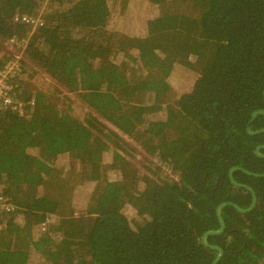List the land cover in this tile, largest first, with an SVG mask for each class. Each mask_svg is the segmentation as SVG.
I'll use <instances>...</instances> for the list:
<instances>
[{
  "label": "trees",
  "instance_id": "16d2710c",
  "mask_svg": "<svg viewBox=\"0 0 264 264\" xmlns=\"http://www.w3.org/2000/svg\"><path fill=\"white\" fill-rule=\"evenodd\" d=\"M204 2L0 0V71L19 50L81 88L84 105L72 109L23 65V82L10 84L23 116L0 107L7 264L215 260L200 240L219 230L216 208L252 201L228 171L264 174L253 154L264 133H246L264 130L260 115L249 124L264 111V0ZM128 141L156 172L126 161L137 153ZM232 178L256 205L223 208L224 233L207 244L222 249L218 264H264V178Z\"/></svg>",
  "mask_w": 264,
  "mask_h": 264
},
{
  "label": "rangeland",
  "instance_id": "374dc122",
  "mask_svg": "<svg viewBox=\"0 0 264 264\" xmlns=\"http://www.w3.org/2000/svg\"><path fill=\"white\" fill-rule=\"evenodd\" d=\"M194 1H196V2L199 1V3H197V4L199 5L200 9L206 8V3L205 2L201 3V1H205V0H201V1L200 0H194ZM36 71H38L39 74L42 75V79H44L48 83H51L56 88V91L58 94L57 96H60L61 98H63L64 101H66L68 103V105L71 106L72 109H74L75 106H77L79 108H84L83 103L79 99V95L83 92V90L81 88L78 89L77 86L68 87L66 85V83H68V82L59 81V80H56V78H51V77H49V75L47 73H42V72H40V70H36ZM86 110L94 118H96V119L98 118V115L95 114L93 112V110H91L89 108H86ZM110 131L112 132L113 135L125 139L124 135L122 133H120L119 131H117L113 128H110ZM128 143L132 146L133 149H135L137 151V153L134 152L133 156H132V152L127 151L126 153H128L130 156L129 157L124 156V157H126V161H128V162L131 161L137 167H141V168L143 167V164H145V165L152 164V165H150V167L145 166L144 168H148L150 171L156 172L157 170L155 168V163H157V161L150 158L148 155L145 154L144 151H142L139 147L133 145L131 142L128 141ZM141 152H143V153H141ZM144 168H143V170H144ZM92 219L93 218H90L89 221ZM11 258L12 257H9L8 255H5L4 257H3V255H0V263L7 264V262H9V260Z\"/></svg>",
  "mask_w": 264,
  "mask_h": 264
},
{
  "label": "water",
  "instance_id": "95a60500",
  "mask_svg": "<svg viewBox=\"0 0 264 264\" xmlns=\"http://www.w3.org/2000/svg\"><path fill=\"white\" fill-rule=\"evenodd\" d=\"M263 97H264V92H263ZM257 115H260L262 117H264V111H258V112H255L251 115V119H250V122L249 124L252 123L253 119L257 116ZM247 135L249 136H255V135H259V134H263L264 133V130H261V131H258V132H255V133H251L249 131V129L246 131ZM261 150H264V147H258L255 151H254V156L257 157L258 159H264V156L260 155V151ZM235 171H240L244 174H246L247 176H250V177H253V178H264V174L263 175H253V174H250L242 169H239V168H232L228 171V181L229 183L235 187V188H238V189H242V190H245L246 192H248L250 195H251V199H252V203H251V206L245 210H241L239 209L237 206H235L234 204H231V203H222L220 204L216 210H215V216H216V219H217V222H218V225H219V230L217 232H213V231H210V232H207L205 233L202 237H201V244L202 246L205 248V249H208L214 253H216V258L215 260L211 263V264H218L219 261L221 260V258L223 257V251L222 249L218 248V247H213V246H210L207 244V238L208 237H218V236H221L223 233H224V230H225V224L221 218V211L223 208L225 207H231L233 208L238 214L240 215H246L248 213H250L255 205H256V196H255V193L254 191L248 187V186H245V185H239V184H236L232 178V173L235 172Z\"/></svg>",
  "mask_w": 264,
  "mask_h": 264
},
{
  "label": "built area",
  "instance_id": "2783aa9c",
  "mask_svg": "<svg viewBox=\"0 0 264 264\" xmlns=\"http://www.w3.org/2000/svg\"><path fill=\"white\" fill-rule=\"evenodd\" d=\"M12 53L13 59L8 61L0 71V107L10 108L20 116H23L21 108L14 105V102L10 97L12 91L10 84L14 80H16L17 83L23 82L26 75L23 73L22 65L23 67L29 68L33 73L39 74V72L36 71L39 69L29 63L21 51L13 49ZM156 167L161 170L163 169L160 165H156ZM1 200L2 198H0V201ZM1 203L7 204V200L2 201Z\"/></svg>",
  "mask_w": 264,
  "mask_h": 264
},
{
  "label": "flooded vegetation",
  "instance_id": "af4514ba",
  "mask_svg": "<svg viewBox=\"0 0 264 264\" xmlns=\"http://www.w3.org/2000/svg\"><path fill=\"white\" fill-rule=\"evenodd\" d=\"M244 174V173H243ZM246 175V174H245ZM247 176V175H246ZM248 177H250V176H248ZM251 196V195H250ZM251 203H252V201H251Z\"/></svg>",
  "mask_w": 264,
  "mask_h": 264
}]
</instances>
